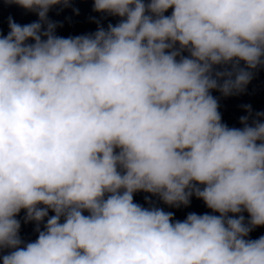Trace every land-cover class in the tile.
Wrapping results in <instances>:
<instances>
[{
	"label": "clouds",
	"instance_id": "clouds-1",
	"mask_svg": "<svg viewBox=\"0 0 264 264\" xmlns=\"http://www.w3.org/2000/svg\"><path fill=\"white\" fill-rule=\"evenodd\" d=\"M5 3L39 19L0 35L2 264H264V236L246 239L264 226V112L230 128L211 94L264 67V0H93L122 19L74 37L48 19L71 0ZM138 191L219 215L173 221Z\"/></svg>",
	"mask_w": 264,
	"mask_h": 264
}]
</instances>
